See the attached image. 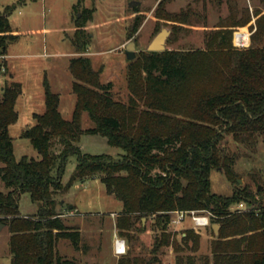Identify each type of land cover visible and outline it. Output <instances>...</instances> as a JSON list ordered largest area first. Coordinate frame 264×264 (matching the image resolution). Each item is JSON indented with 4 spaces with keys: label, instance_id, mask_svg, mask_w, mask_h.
I'll use <instances>...</instances> for the list:
<instances>
[{
    "label": "trees",
    "instance_id": "trees-1",
    "mask_svg": "<svg viewBox=\"0 0 264 264\" xmlns=\"http://www.w3.org/2000/svg\"><path fill=\"white\" fill-rule=\"evenodd\" d=\"M14 7L0 12V56L16 40L8 21ZM92 12L84 9L75 18L72 43L76 54L84 53L89 44L85 24ZM253 17L251 44L241 50L232 46L226 26L209 32L203 48L143 52L129 66L125 103L114 99L112 84L100 81V72L92 69L90 59L71 58L68 71L76 97L71 120L61 117L59 96L45 80V111L33 114V124L21 133L39 160L25 156L15 160L8 127L18 118L15 104L21 84L12 80L0 87V180L6 190L0 191V223L10 234V264H79L56 250L59 240L80 248L78 228L64 224L55 209L54 195L62 190L69 156L75 157L76 165L68 186L98 175L106 193L121 203L118 228L132 229V217L139 224L153 218L161 232L154 239L153 252L171 243L170 212L205 211L211 224L219 227L215 236L211 229L212 257L199 258V264H264L263 190L254 193L240 186L233 156L220 148L225 136L236 143L254 138L264 143V14L256 12ZM166 19L184 22L179 15ZM247 23L246 17L234 26ZM133 24L132 33L139 19ZM83 114L92 127L81 126ZM96 134L122 154L112 158L81 152L80 137ZM213 169L224 173L232 188L230 195L211 192ZM22 194H28L37 206L31 216L18 210ZM237 203L250 210L232 212L231 206ZM198 237L185 229L180 239L183 247L195 251ZM182 248L175 246L173 251ZM175 264H196V260L187 257L185 262L178 256Z\"/></svg>",
    "mask_w": 264,
    "mask_h": 264
},
{
    "label": "rangeland",
    "instance_id": "rangeland-1",
    "mask_svg": "<svg viewBox=\"0 0 264 264\" xmlns=\"http://www.w3.org/2000/svg\"><path fill=\"white\" fill-rule=\"evenodd\" d=\"M130 2H138V5L129 7ZM12 5L15 7L8 21L16 40L10 43L6 56L0 58V87L12 80L21 84V95L15 104L18 118L8 127L15 160L23 156L40 159L21 133L33 124V114L45 111V80L51 92L59 96L61 117L71 120L76 101L71 92L73 78L68 71L71 58L82 55L90 59L92 69L100 72V81L112 84L114 99L125 103L129 95V66L143 52H147L145 47L161 25L171 29L166 50L203 48L204 38L209 32L226 26L234 47L235 32L248 33L251 44L250 37L255 32L253 15L256 12L264 14L261 0H0V12ZM84 9L93 10L91 20L85 24L89 44L84 53L76 54L72 43L75 18ZM168 15H179L184 22L172 23L166 19ZM246 17L249 23L243 27L234 26L235 22H242ZM135 18L139 19L140 25L132 33ZM131 41L135 43V48L132 51L133 59L129 60L125 53ZM81 126H93L86 114L82 115ZM78 145L81 152L91 155L105 154L117 158L122 154L119 148L109 146L105 138L97 134L81 136ZM220 148L225 155L233 156V171L238 184L250 188L254 193L263 190L260 195V199H263L264 143L261 138L236 143L230 136H225ZM67 159L61 180L62 190L54 195L55 209L62 214L64 224L78 228L80 248L75 250L69 241L59 240L56 246L59 256L74 259L79 264H118L120 260L129 264H175L178 256L183 257L185 262L187 257L193 258L199 264V258L212 257L209 253L214 240L211 228H202L198 233L192 230L199 236L195 251L183 247L180 236L185 229L191 230L192 226L188 219L178 227L168 228L170 245L153 252L154 239L161 234L153 218L148 217L139 224L132 217V229L118 228L116 221L122 210L121 203L106 193L98 175L68 186L76 159L74 156ZM210 172L211 192L230 195L232 188L224 173L217 169ZM256 184L262 187L260 191H257ZM0 191H6L1 180ZM69 206L72 208L68 209ZM36 209L28 194L20 196L18 210L22 215L31 216L37 212ZM2 227L0 264H10V234L7 227ZM116 237L125 241V251L119 255L114 253ZM175 246L183 248L175 253Z\"/></svg>",
    "mask_w": 264,
    "mask_h": 264
},
{
    "label": "built area",
    "instance_id": "built-area-1",
    "mask_svg": "<svg viewBox=\"0 0 264 264\" xmlns=\"http://www.w3.org/2000/svg\"><path fill=\"white\" fill-rule=\"evenodd\" d=\"M235 34H237V43L233 41L234 47L237 49H243L249 46L250 39L248 38V33L246 32H235L233 34V38L235 40ZM244 34L246 35V38L244 37ZM4 56H0V58H3ZM230 210L232 212H248L250 209L249 207H246L243 203H237L233 206H231ZM170 218L167 224V229L171 227H178L183 223V220L188 219L190 222H192L191 230H193L195 233H198L199 230L211 228L212 224L210 221V214L205 211H174L170 212ZM175 230V229H173ZM125 251V241L115 238L114 239V253L115 255H119L124 253Z\"/></svg>",
    "mask_w": 264,
    "mask_h": 264
},
{
    "label": "water",
    "instance_id": "water-1",
    "mask_svg": "<svg viewBox=\"0 0 264 264\" xmlns=\"http://www.w3.org/2000/svg\"><path fill=\"white\" fill-rule=\"evenodd\" d=\"M138 2H130L128 4L129 7H134L137 6ZM171 33V29L168 27H165L164 25H161L159 28V31L152 37L150 40L149 44L145 47V50L148 52H160L164 51L166 49V43H167V38ZM135 48V43L133 41L129 42L126 46V53L125 57L128 58L129 60L133 59V50ZM257 190L260 191L262 187L257 186ZM72 206H69L68 209H71ZM76 212V211H75ZM144 219H142L143 222ZM3 224L0 223V230L3 228ZM218 224H215L212 226V231L214 236L217 234L218 230Z\"/></svg>",
    "mask_w": 264,
    "mask_h": 264
},
{
    "label": "crops",
    "instance_id": "crops-1",
    "mask_svg": "<svg viewBox=\"0 0 264 264\" xmlns=\"http://www.w3.org/2000/svg\"><path fill=\"white\" fill-rule=\"evenodd\" d=\"M6 56V55H5ZM76 213V212H75Z\"/></svg>",
    "mask_w": 264,
    "mask_h": 264
}]
</instances>
